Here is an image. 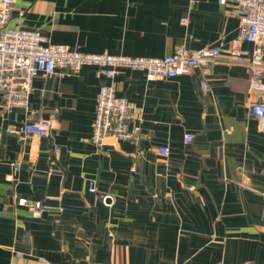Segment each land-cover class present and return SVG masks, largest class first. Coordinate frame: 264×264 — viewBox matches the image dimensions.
Returning <instances> with one entry per match:
<instances>
[{
    "label": "crops",
    "instance_id": "0c3cea01",
    "mask_svg": "<svg viewBox=\"0 0 264 264\" xmlns=\"http://www.w3.org/2000/svg\"><path fill=\"white\" fill-rule=\"evenodd\" d=\"M9 26L73 52L163 58L219 47L222 59L206 77L57 69L37 76L28 106L13 110L0 94V264H264V133L249 110L259 93L250 69L228 61L254 45L238 42L228 8L18 0ZM111 84L132 105L138 139L109 136L99 148L97 98ZM40 120L48 135L12 133ZM21 200L41 203V213Z\"/></svg>",
    "mask_w": 264,
    "mask_h": 264
},
{
    "label": "built area",
    "instance_id": "2783aa9c",
    "mask_svg": "<svg viewBox=\"0 0 264 264\" xmlns=\"http://www.w3.org/2000/svg\"><path fill=\"white\" fill-rule=\"evenodd\" d=\"M17 1L0 0V94L4 97L7 110L27 107L34 79L39 75L53 76L57 69L79 72L85 66H97L109 78H114L123 69L140 70L150 77L163 79L187 75L194 69H200L203 77H206L222 59L219 47L200 50L177 47L172 55L163 58L73 52L65 46L49 43L48 38L39 31L11 28L9 22ZM219 1L240 20L238 42L254 45L251 53L232 51L228 61L250 69L251 87L259 96L250 104L249 110L264 133V0ZM134 119L132 105L117 96L115 84L102 87L97 98L92 143L101 148L109 136L120 141L137 140L138 129H131ZM50 130V121L40 120L28 123L20 130L13 129L12 133L48 135ZM193 140L194 135H186V143ZM160 153L169 156L170 151L167 147H161ZM90 189L95 190L93 185ZM20 203L29 205L37 215L43 209L41 203L31 205L26 200Z\"/></svg>",
    "mask_w": 264,
    "mask_h": 264
}]
</instances>
